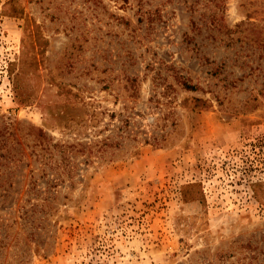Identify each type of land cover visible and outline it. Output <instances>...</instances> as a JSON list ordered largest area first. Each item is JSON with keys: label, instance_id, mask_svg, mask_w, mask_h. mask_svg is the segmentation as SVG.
Segmentation results:
<instances>
[{"label": "rangeland", "instance_id": "obj_1", "mask_svg": "<svg viewBox=\"0 0 264 264\" xmlns=\"http://www.w3.org/2000/svg\"><path fill=\"white\" fill-rule=\"evenodd\" d=\"M0 264H264V0H0Z\"/></svg>", "mask_w": 264, "mask_h": 264}]
</instances>
